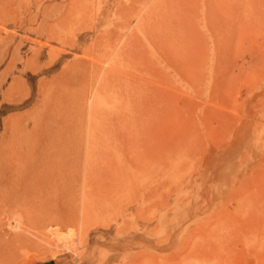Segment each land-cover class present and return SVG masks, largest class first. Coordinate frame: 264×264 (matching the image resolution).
Listing matches in <instances>:
<instances>
[{
  "label": "rangeland",
  "instance_id": "obj_1",
  "mask_svg": "<svg viewBox=\"0 0 264 264\" xmlns=\"http://www.w3.org/2000/svg\"><path fill=\"white\" fill-rule=\"evenodd\" d=\"M12 118L74 142L52 193L84 210L15 264H264V0H0Z\"/></svg>",
  "mask_w": 264,
  "mask_h": 264
},
{
  "label": "bare ground",
  "instance_id": "obj_2",
  "mask_svg": "<svg viewBox=\"0 0 264 264\" xmlns=\"http://www.w3.org/2000/svg\"><path fill=\"white\" fill-rule=\"evenodd\" d=\"M54 35L56 34L49 33L47 38L49 39L53 38L55 37ZM43 43L40 42V44H43ZM45 43L43 45H45ZM43 47L44 46H42V49ZM97 62L99 61L97 60ZM97 62H95V64H97ZM82 91L84 92L83 89ZM44 94L45 93H43V96ZM50 98L51 97H49V100ZM78 100H79V96H78ZM46 102L44 103L46 104ZM40 107H42V105ZM40 107H39V110H40ZM42 113H45V112H42ZM50 122L52 123V121ZM46 124H50V123H46ZM35 126H32L33 127L32 132L37 134L38 127H35ZM20 127L21 126H19L18 119H15V118L10 119V122L5 126L4 134L3 136H1L2 139L0 140V264H13V263L15 264L14 261L17 259V256H18L17 249L23 243L28 241L27 238L31 234L32 228L39 227V226L42 227L43 225H46L52 222L59 223V224L69 223V222L76 221L79 218H80L79 220L82 222L83 217H84L83 209H81L79 213V218H78V210H77V216H76L72 214L70 210L68 212L67 209H69V207L67 205H66L67 209H65L64 207H63L64 209H62L61 208L62 205L61 206L57 205L56 204L57 202H54V198L56 197L57 194L52 193L53 191L59 190L60 186H59V183L57 184L58 181H61V183H63L62 185L65 186L67 183V180H69L70 178L71 174L69 173L68 170H69L71 153L69 149H72L70 147L72 146L74 142L71 144V146H69V144L71 143L70 142L71 140L67 141L65 139L64 140L59 139L61 141L60 142L59 140L55 138V135H54V138L51 136L50 137L49 136L32 137V135H30L29 132H26L27 130L23 131L22 127L21 128ZM43 129L46 130L45 128ZM54 131L53 133H55ZM44 133L45 132H43V135H47ZM49 134H50V131H49ZM82 143L84 144L83 141ZM59 147L61 150L58 151ZM73 152L75 153V151ZM76 156L78 155L76 154ZM61 189H64V188L62 187ZM65 189L67 190V188ZM59 193H62V191H60ZM52 200L53 202H51ZM11 218L15 219V221H12L14 223V225L12 224L13 230L9 227L10 226L9 224H11L9 219ZM4 220L5 221L8 220L7 222L8 228H5L4 225L6 223L4 224ZM49 262L53 264L52 261H49Z\"/></svg>",
  "mask_w": 264,
  "mask_h": 264
},
{
  "label": "water",
  "instance_id": "obj_3",
  "mask_svg": "<svg viewBox=\"0 0 264 264\" xmlns=\"http://www.w3.org/2000/svg\"><path fill=\"white\" fill-rule=\"evenodd\" d=\"M45 264H51V262H46Z\"/></svg>",
  "mask_w": 264,
  "mask_h": 264
}]
</instances>
